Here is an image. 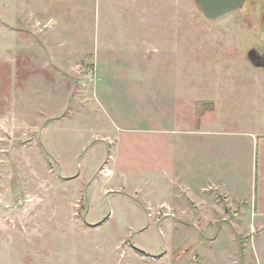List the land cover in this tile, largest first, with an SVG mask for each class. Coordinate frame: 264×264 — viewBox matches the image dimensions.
<instances>
[{
    "label": "rangeland",
    "instance_id": "rangeland-1",
    "mask_svg": "<svg viewBox=\"0 0 264 264\" xmlns=\"http://www.w3.org/2000/svg\"><path fill=\"white\" fill-rule=\"evenodd\" d=\"M263 50L264 0L218 20L195 0H0V250L24 264H264L249 208L214 221L218 205L174 196L193 148L226 171L234 208L254 195L264 68L249 54Z\"/></svg>",
    "mask_w": 264,
    "mask_h": 264
},
{
    "label": "crops",
    "instance_id": "crops-1",
    "mask_svg": "<svg viewBox=\"0 0 264 264\" xmlns=\"http://www.w3.org/2000/svg\"><path fill=\"white\" fill-rule=\"evenodd\" d=\"M258 147V156H257V165H256V174L254 178V182L256 185L255 193L250 199L246 198L244 201L240 199L238 201L237 206L234 208L233 203L234 197L233 194L228 189V181H226V174L225 170L223 172V176L220 174H217L215 170V163L210 164V154H204L203 159L201 160L203 165L200 167L199 158H202V154L199 152V149L193 148L192 149V168L194 170V177L192 180V184H184L181 186V188L178 190H175L174 196L175 199H183V201L193 210H200V208L204 206H209L210 204L218 205V209L220 211H223V218H221L220 215H214L213 219L214 221H230L234 222L235 219H238L241 217V210L245 211L246 209L251 210V222L249 224L250 227H254V230L256 232V226L258 225V221H261L259 226H264V139L257 140L253 142V145H256ZM262 147V157L260 156V150L259 147ZM200 145H194L193 147H199ZM207 146V145H206ZM214 147V144L212 146L210 143L208 144V148ZM196 149V150H195ZM205 151H203L204 153ZM206 158V159H205ZM214 160V159H213ZM207 163V166L204 164ZM202 169L203 174L200 176L198 174V170ZM108 171L110 174L112 173V170L108 168ZM174 176V175H173ZM174 180H178L180 178H177L176 176L173 177ZM228 178V177H227ZM172 179V178H171ZM194 185H196L197 189L194 188ZM112 190V189H111ZM106 192V190H104ZM153 204V201H149L148 205L151 207ZM250 204V206H249ZM236 205V204H234ZM160 206L164 207L166 210V214H172L174 216L175 214V207L176 201L174 199L170 198H164L160 204ZM203 210V209H202ZM158 214V212H157ZM200 212H198L197 216H200ZM88 216V215H87ZM182 216V215H181ZM182 219V217H180ZM204 218H207V220L210 221V218H208L207 215L204 214ZM212 219V220H213ZM211 220V221H212ZM254 221V223H253ZM86 222L89 225L97 226L98 224L96 221H89L86 220ZM233 226H235L233 224ZM91 228V227H89ZM6 227L0 224V248L3 246L4 242L6 240H3L4 237H6ZM251 234V233H250ZM256 233H252L251 235H247L245 238L248 240L252 237V235H255ZM0 264H24L23 258L21 254H18V252H11L10 255L4 253L0 250Z\"/></svg>",
    "mask_w": 264,
    "mask_h": 264
},
{
    "label": "water",
    "instance_id": "water-1",
    "mask_svg": "<svg viewBox=\"0 0 264 264\" xmlns=\"http://www.w3.org/2000/svg\"><path fill=\"white\" fill-rule=\"evenodd\" d=\"M246 2L247 0H195L196 5L208 20H218L230 13L242 10Z\"/></svg>",
    "mask_w": 264,
    "mask_h": 264
},
{
    "label": "flooded vegetation",
    "instance_id": "flooded-vegetation-1",
    "mask_svg": "<svg viewBox=\"0 0 264 264\" xmlns=\"http://www.w3.org/2000/svg\"><path fill=\"white\" fill-rule=\"evenodd\" d=\"M250 58L259 66L264 68V50L262 51V53L251 52Z\"/></svg>",
    "mask_w": 264,
    "mask_h": 264
},
{
    "label": "trees",
    "instance_id": "trees-1",
    "mask_svg": "<svg viewBox=\"0 0 264 264\" xmlns=\"http://www.w3.org/2000/svg\"><path fill=\"white\" fill-rule=\"evenodd\" d=\"M240 242H242V241H240Z\"/></svg>",
    "mask_w": 264,
    "mask_h": 264
}]
</instances>
